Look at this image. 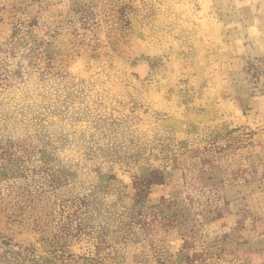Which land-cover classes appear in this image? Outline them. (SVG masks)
Returning <instances> with one entry per match:
<instances>
[{
  "label": "rangeland",
  "instance_id": "374dc122",
  "mask_svg": "<svg viewBox=\"0 0 264 264\" xmlns=\"http://www.w3.org/2000/svg\"><path fill=\"white\" fill-rule=\"evenodd\" d=\"M0 264H264V0H0Z\"/></svg>",
  "mask_w": 264,
  "mask_h": 264
}]
</instances>
